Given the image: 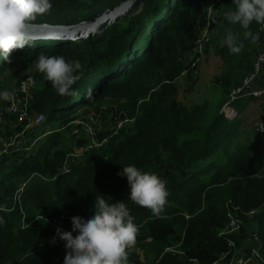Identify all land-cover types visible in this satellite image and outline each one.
<instances>
[{"label":"trees","instance_id":"1","mask_svg":"<svg viewBox=\"0 0 264 264\" xmlns=\"http://www.w3.org/2000/svg\"><path fill=\"white\" fill-rule=\"evenodd\" d=\"M120 1L51 0L52 8L31 25L73 26ZM215 1L144 0L137 15L123 16L100 35L31 37L29 45L9 53V59L20 60L22 76L36 82L27 112L30 118L44 117L43 131L54 121L69 128L78 117L85 119L102 108L101 118L109 117L112 130L100 135L108 136L106 142L85 150L80 159L68 157L64 132L54 125L36 150L21 148L3 156L12 163L0 161V264H64L65 242L52 243L57 229L53 220L63 216L61 229L72 231L71 218H88L100 195L109 203L124 201L139 227L135 244L127 249V264H214L223 255L222 264H228L235 251L250 252L245 243L254 235L264 261V154L254 143L241 141V120L220 113L226 95L251 72L259 42L244 40V30L226 20L235 8L232 0L216 4L220 16L212 36L213 42L223 39L220 72L214 77L222 94L213 103L178 99L177 80L184 74L192 80L197 71V52L185 60L194 50L203 7ZM258 27L253 22L250 30L259 33ZM229 31L240 34V54L227 47ZM41 54L82 63L75 95H59L37 70ZM8 66L0 61V73ZM251 98L244 97L243 106ZM240 99L234 103L239 109ZM124 119H133V126L114 131ZM26 124L18 115L3 114L0 140L22 133ZM86 141L79 138L74 144L81 147ZM67 160L70 171L61 173ZM128 165L167 182L169 196L161 213L131 201L127 178L119 175ZM233 207L241 225L228 233V210ZM249 222L254 224L250 232Z\"/></svg>","mask_w":264,"mask_h":264},{"label":"clouds","instance_id":"2","mask_svg":"<svg viewBox=\"0 0 264 264\" xmlns=\"http://www.w3.org/2000/svg\"><path fill=\"white\" fill-rule=\"evenodd\" d=\"M232 3L235 8L226 13V20L244 30V40L257 43L259 33L254 34L250 25L264 24V0H232ZM51 8V0H0V61L11 63L9 53L29 45L31 22ZM226 44L231 54H240L244 47L240 34L231 31ZM36 68L59 95L76 94L74 85L83 75L79 60L41 54ZM11 95L8 90L0 91V100H8ZM258 127L264 131V123ZM119 175L127 178L131 201L154 214L163 211L169 196L164 179L135 165L123 167ZM71 222L72 231L56 229V235L65 242L64 264H127V249L135 244L139 227L124 201L109 203L102 195L97 196L92 214L88 218L73 216Z\"/></svg>","mask_w":264,"mask_h":264},{"label":"rangeland","instance_id":"3","mask_svg":"<svg viewBox=\"0 0 264 264\" xmlns=\"http://www.w3.org/2000/svg\"><path fill=\"white\" fill-rule=\"evenodd\" d=\"M207 6L203 7V14L206 11ZM220 16V13L217 12V18ZM217 20V19H216ZM216 21H214L215 25ZM212 26V29L209 34V40L206 44L202 46L201 51L198 50H193L189 52L188 58H186L185 62H189L192 54H195L196 51H199L198 57L195 59L193 64L197 66V71L196 73L193 74L192 80H187L184 78V75L181 76L177 80L179 90H178V99L182 101L183 103L186 104H193V103H204V102H216L219 99V96L222 94V90L215 85L214 77L220 72V60H219V52H220V47L223 44V39L218 38L217 41H212V36L214 32L216 31V28ZM206 49V50H205ZM254 55V51L252 52V56ZM11 63H9V66L7 70L4 73H0V91L3 90H8L10 93L15 90L16 88V82L24 76H22L23 71L21 70L20 67V60L11 58L10 59ZM193 67V65H192ZM191 79V78H190ZM261 83L262 86L264 87V77L261 78ZM259 84V82H258ZM230 93L225 98V102L222 105L220 109V113L225 106L230 102L229 99ZM245 98H251V97H245ZM242 99V100H241ZM240 102L237 104V106L242 105V107L239 109L236 107L234 104H230V108L228 109H234L236 111V115L232 118H235L237 120L242 121V126H240V138L243 143H254L260 150H262V153L264 154V138L260 137V135L257 134V132L254 130L255 127L257 126V123L261 120L264 119V96H253L251 100H249L246 105L244 104L243 106V99L241 98ZM8 100H0L1 105ZM236 103V100L235 102ZM0 105V107H1ZM232 107V108H231ZM2 109V108H1ZM104 108H102L99 112H95L93 114H88L87 116L92 117L91 123L89 124L92 129V134H83L81 133L79 138L87 139V141L84 143L83 146L78 147L74 143L78 142L79 138H73L69 135L67 128L63 130L64 132V144L70 149L69 154L73 153L76 156V159H80L82 156V152H84L87 149V146H91L90 143L98 141L100 135L105 133L108 130H112V126L109 127V117H106V119H102V111ZM86 116V117H87ZM82 117H78L75 120H80ZM120 122V121H119ZM118 123V122H117ZM88 124V123H87ZM56 127L59 125V122L54 121V123L47 124V128L45 131L51 130V128ZM45 126L44 121L41 124L40 128L41 129H35L32 131V133L37 137L40 136L42 133V127ZM50 126V127H49ZM120 126V125H119ZM127 126H133V123H127L125 127ZM62 127V126H58ZM124 127V128H125ZM45 128V127H44ZM123 128V129H124ZM118 129V127H115L114 131ZM120 130V129H119ZM118 130V131H119ZM44 131V132H45ZM30 133V134H29ZM71 138H70V137ZM254 136H258L255 138ZM17 135L12 136L13 139H15ZM31 136V131H27L25 134V140L22 144L19 143L22 138L14 142L12 144L11 151L14 150H19V146L21 145V150L23 149H29L30 151L36 150L38 142L43 138L41 136L40 138ZM108 136H104L103 141L107 140ZM35 140V141H34ZM19 145V146H18ZM3 154V156H5ZM1 156V160L7 161V165L12 163V160L10 158L5 159V157ZM25 185V182L22 183L21 187ZM21 212L23 213V208L22 206L20 207ZM250 229H252L251 223L248 224ZM59 228H62V224L60 225ZM254 228V227H253ZM137 248V247H136ZM139 251V250H137Z\"/></svg>","mask_w":264,"mask_h":264},{"label":"built area","instance_id":"4","mask_svg":"<svg viewBox=\"0 0 264 264\" xmlns=\"http://www.w3.org/2000/svg\"><path fill=\"white\" fill-rule=\"evenodd\" d=\"M218 2L219 0H216L215 2H212L207 6L206 11L204 12V17L202 19L203 20L202 24H200L199 30L194 36V41H195L194 50L200 49L199 51H201L202 46L208 42L210 31L212 29V26L214 25V21H216L217 19L218 9H217L216 4ZM258 30L260 33V40L256 48L254 49V55L252 56V61H251L252 70L243 80V84L237 89H234L230 93V96H229L230 102L226 104L229 106L223 107L221 111V113L224 114L226 117L232 118L236 115V111L234 109H228L230 108V104L231 105L234 104L235 100L237 101L238 99L244 98V97L264 96V87L262 86V83H260L261 77L263 75V70H264V24H259ZM199 51H196V52L199 54ZM35 86H36V82L32 78V76L25 75L19 81L15 90L11 92L12 93L11 97L8 99V101H6V103L4 102L1 107L2 109L0 110L1 111L0 117L5 113H7L8 115H18V118L20 120L26 119L27 124L24 126L23 132L20 134H17V137L15 139H13L12 137H9V138H3L0 140V157L3 156V154L11 151L12 148H15V147H12V144L14 142L19 141L21 138L22 140H20L19 143L22 144L25 140L24 139L25 134L28 130L31 131L32 133V131H34L35 129H41L40 126L44 121V117L41 114H39V115H36L34 118H30L27 112L29 108L28 103H29V99L31 98V92H32V89L35 88ZM91 120H92V117L75 120L70 125L69 128L64 126L58 129L60 131H63L64 129L67 128L68 133L71 137L79 138L81 136L80 135L81 133L83 134L91 133L92 134V129H91V126L89 125L91 123ZM127 123L134 124V120L124 119L120 122L118 121V123L116 124V127H118V129H123ZM261 123H264V119L257 123V126L255 127L254 130L257 132L258 135H260V137L264 138V131H262L258 127V125ZM53 131L54 130H48L44 132L42 130L41 135L38 136L37 138L50 134ZM37 138H35V140ZM104 142L106 141H103V138L98 139L97 143L96 142L90 143L91 146H87V149L100 146ZM19 148L21 149V145L19 146ZM76 156L77 155L73 153L68 155L69 158H73V159H76ZM70 166H71V162L67 160L61 170V173H68L71 168ZM19 191H22V188H20ZM237 210H238L237 207H233V210H230V209L228 210V217H229V222L227 226L228 233L236 231L241 225V220L238 214H234V211H237ZM254 212L255 211H251L247 214L253 215ZM62 220H63V216H61L60 219L58 220H53L54 225L57 228L60 227V225L62 224ZM257 238L258 237L254 235V239L257 240ZM59 242H60V238L56 235L52 243L57 245ZM230 244L231 246H234L233 243H230ZM223 257L224 255L221 256L220 259H222ZM262 262H263V259L259 254L258 247H253L250 249L249 253L242 252V251H235L233 257L231 258L228 264H261ZM214 264H222V262L218 261Z\"/></svg>","mask_w":264,"mask_h":264},{"label":"water","instance_id":"5","mask_svg":"<svg viewBox=\"0 0 264 264\" xmlns=\"http://www.w3.org/2000/svg\"><path fill=\"white\" fill-rule=\"evenodd\" d=\"M144 0H121L114 7L95 11L86 20L73 26L31 25V37H54L61 39H84L100 35L123 16L137 15L142 10Z\"/></svg>","mask_w":264,"mask_h":264},{"label":"crops","instance_id":"6","mask_svg":"<svg viewBox=\"0 0 264 264\" xmlns=\"http://www.w3.org/2000/svg\"><path fill=\"white\" fill-rule=\"evenodd\" d=\"M250 223V222H249ZM249 223H247V227H248V230H249V232L252 230V229H254L253 227H254V224L253 223H251V226H252V229H250V227H249ZM258 238H257V240H255L254 238L253 239H250V237L247 239V241H246V243H245V247L246 248H251V247H260V245H261V242H260V239H259V236H257ZM261 264H264V261L261 263Z\"/></svg>","mask_w":264,"mask_h":264},{"label":"bare ground","instance_id":"7","mask_svg":"<svg viewBox=\"0 0 264 264\" xmlns=\"http://www.w3.org/2000/svg\"><path fill=\"white\" fill-rule=\"evenodd\" d=\"M238 216H239V215H238ZM240 220H241V219H240ZM239 227H240V226H239ZM238 229H239V228H238ZM253 238H254V237H253ZM253 247H254V246H253ZM253 247H251V248H253ZM251 248H250V249H251ZM259 254H260V253H259ZM260 256H261V255H260ZM219 261H221V262H222V259H220Z\"/></svg>","mask_w":264,"mask_h":264}]
</instances>
